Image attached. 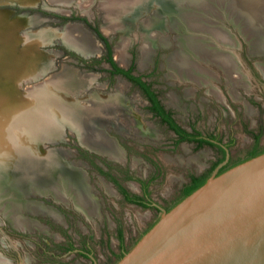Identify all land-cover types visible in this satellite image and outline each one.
I'll return each mask as SVG.
<instances>
[{"label": "rangeland", "instance_id": "1", "mask_svg": "<svg viewBox=\"0 0 264 264\" xmlns=\"http://www.w3.org/2000/svg\"><path fill=\"white\" fill-rule=\"evenodd\" d=\"M81 19L107 38L117 65H133L132 74L179 125L232 134L235 159L248 148V130H261L264 145V0H0V127L6 122L20 130L27 118L37 119L53 135L30 140L29 154L19 157L15 152L27 141L0 139L8 164L5 173L0 161V206L17 196L5 178L22 169L31 176L43 165L45 184L42 197H34L45 208L24 213L39 228L18 232L0 215V264H92L68 251L72 246L91 249L102 264L117 250L119 231L131 244L158 218L153 209L125 201L90 162L128 193L141 191L139 181L148 183L152 201L164 204L200 163L217 157L207 146H176L175 133L148 110L133 83L111 74L104 42ZM38 58L45 65L38 71H45L36 76L31 64ZM22 64L29 69L21 72ZM65 67L83 77V91L45 88L72 77L69 68L55 74ZM59 109L69 116H58ZM77 169L92 185L87 214L75 208L67 187L66 177Z\"/></svg>", "mask_w": 264, "mask_h": 264}, {"label": "water", "instance_id": "2", "mask_svg": "<svg viewBox=\"0 0 264 264\" xmlns=\"http://www.w3.org/2000/svg\"><path fill=\"white\" fill-rule=\"evenodd\" d=\"M217 168L114 264H264V152Z\"/></svg>", "mask_w": 264, "mask_h": 264}, {"label": "crops", "instance_id": "3", "mask_svg": "<svg viewBox=\"0 0 264 264\" xmlns=\"http://www.w3.org/2000/svg\"><path fill=\"white\" fill-rule=\"evenodd\" d=\"M122 10V9H120ZM43 59L38 58L36 61H34L31 65H32V69L31 72L34 74L38 69L40 68H45L44 62H42ZM28 63V62H27ZM42 63V64H41ZM49 67H52V63H49ZM23 65V64H22ZM48 66V65H47ZM122 67V66H121ZM21 72L24 70H28L29 68H25V65H23L21 67ZM67 68H69L68 70H70L71 73V78L67 79L66 81H64L62 84H59V86L52 88V87H45L47 90L52 91V92H61V93H65V95H67V93H69L70 91L75 92V91H83V88H85V85H83V83L81 84V82H83V77L79 76V74H77L74 71V67H65L62 70H60L59 72L55 73V74H59L61 72H63L64 70H66ZM123 68H128V67H124ZM41 70V69H40ZM38 71L39 74L42 73L41 71ZM110 72L111 74H116V73H112V68L110 67ZM29 71H27L28 73ZM39 74H37L36 76H39ZM73 74V75H72ZM54 75V74H53ZM45 86V85H44ZM54 87V86H53ZM46 98V96H45ZM47 99V98H46ZM60 110V109H59ZM58 112V116H62V117H68L69 113L68 110H60L57 111ZM63 112V113H62ZM70 116H75L78 117V113H70ZM27 122L24 124L25 126L22 128L20 125V130H15L13 128L12 125L14 124H10V128H9V124H7L6 122L4 127H0V139L3 140H17L19 141L20 139L27 141V147L26 149H23V152H18L20 151V149L18 150L17 147H9L10 151L14 150L17 151L15 152L16 156L19 157L22 154L28 155L29 154V149L28 148V143L30 140H39V139H45V138H50L52 137V132L50 130H48V125H46V123L44 122H40L37 119H35V121H30L28 118L26 119ZM40 123H42L40 125ZM80 123V122H79ZM45 125V126H44ZM16 125H14L15 127ZM40 126L41 129H38ZM24 146V145H23ZM12 154V153H11ZM1 156V155H0ZM0 161L4 166V171L5 173L7 172V166L8 164L6 163V159L4 160V158L0 157ZM23 168V166H22ZM43 168L44 166H40L37 174L35 175H29L28 171L24 169H22V171L15 173L14 177H10L9 179L5 178L4 182L8 183L5 184V188L8 190V192L11 191V193L15 195H17L16 197H14L13 201H9L7 202V207L4 209L3 206H0V215L7 219L9 221V223L11 224V226L18 232H29L31 231L33 228H39L41 225L40 221L36 218L33 217H29L28 214L24 213H29V215H36V213H38L39 208H45L43 202H40L38 199L34 198V197H42L41 195H43L45 192V184H44V172L43 170L41 171L40 169ZM21 170V169H20ZM3 172V170H2ZM10 174L13 173V171L9 172ZM71 178L70 177H65L69 178L66 179L67 181V187L70 188L72 194L75 196L73 197L74 200V204H75V208L79 209L80 211L84 212V214H87L89 211L88 208V204L93 205V200L94 197L92 195V185L89 182L88 176L86 171L84 170H73V174H71ZM74 177L76 178V180H74ZM13 178V179H12ZM79 178V179H77ZM77 184V185H76ZM31 194V195H30ZM3 195V194H2ZM79 195L84 197L85 200H89L87 203H80L77 202V198H79ZM33 197V199L28 198V197ZM8 199V198H7ZM10 207V208H9ZM8 210V211H6ZM40 213V212H39ZM59 218H61V215H58Z\"/></svg>", "mask_w": 264, "mask_h": 264}, {"label": "flooded vegetation", "instance_id": "4", "mask_svg": "<svg viewBox=\"0 0 264 264\" xmlns=\"http://www.w3.org/2000/svg\"><path fill=\"white\" fill-rule=\"evenodd\" d=\"M118 75L124 77L121 74H118ZM135 87L143 95L142 90L139 87H137V86H135ZM153 93L155 94L156 99L159 101V104L162 105V103L159 100V98L156 95V93L154 91H153ZM148 101H149V104L151 105L150 100H148ZM163 108L165 110V113L168 114V116L170 118L174 119L173 115L164 106H163ZM150 112L152 114H154L152 111H150ZM155 117L158 118V120H159V122L161 124H163L166 127H168V124L166 122H162L161 119L158 116H155ZM174 121H175V119H174ZM179 126L182 129H184V130H186L188 132H194V133L196 132V133L200 134L202 137L209 139V141L213 145L203 144L201 146H198L196 142H189V141H186V140H179V136L173 131L175 133V135H176V139H175L176 146L181 144V143H183V142L195 144V147H194L195 150H198V149H200L202 147L207 146V147L211 148L213 151H215V154H216L217 157L216 158L209 157V159H211V160H209V162H205L203 165H202V163H200V165H198V167L202 166L201 169L199 171L190 173L187 176V179L184 180L183 184L178 187L177 192L171 197L170 200H167V202L164 203V204H159V203H156V202L152 201V199L150 198L149 185H148V183H145L143 181H139L140 184H141V191L140 192L128 193L126 190L125 191L127 192L128 197H130V198H140L146 205L145 206H141V205H138V204H136L134 202H131V201L127 200L126 196L121 191V189H123V188L118 183L117 179H115L114 177H111V176H110L111 178H109V176H107L108 174L105 171H103V169H101L100 166L94 165L95 163L90 162L91 166L93 167L95 172H98L106 180H109V182H111V183H113L115 185V187L118 189V191L120 192V194L122 195V197H123V199L125 201H127V202H129V203H131L133 205H137V206L143 207V208L153 209V211L155 213H157L158 217H159V215L162 212V210H167L184 193L185 189L187 187L191 186L194 183L195 178L199 179V178L203 177L206 174L210 175V174H212V172L217 167H218L217 168V172H218V171H221V170L226 169L228 167H231L232 164L234 162L238 161V160H245V158L247 157L249 152L254 147H257L259 149H264V145L262 146V142H261L262 141L261 130H259V131L248 130L247 133L250 134L249 135V139L246 141L248 143V148L244 151L243 155H240L237 159H235L232 156V145L234 143V138H232V134L231 135H229V134L227 135L226 132H224V133H222V132H212V133H209V134L205 135V134H203L202 132H200L198 130H195V129L189 130V129L184 128L181 125H179ZM169 130H171V129H169ZM87 176L89 178L88 174H87ZM89 181H90V179H89ZM144 184L147 186L145 192L143 190V185ZM157 219L158 218L153 219L148 224H146L142 229H140L138 234L135 235V237H134V239H133L131 244L126 243V238L124 237L122 230H121V232L119 231L118 240H117V245H118L117 250L112 249V254L108 258L103 259V263L102 264H114ZM68 251L76 252L81 257L83 262L85 260H89L92 264H101L100 263L101 261L95 257V255H94V253H93V251L91 249H82V248H78V247L72 246V248H69Z\"/></svg>", "mask_w": 264, "mask_h": 264}, {"label": "trees", "instance_id": "5", "mask_svg": "<svg viewBox=\"0 0 264 264\" xmlns=\"http://www.w3.org/2000/svg\"><path fill=\"white\" fill-rule=\"evenodd\" d=\"M86 26H88L93 33L96 35V37L98 39H100L101 41L104 42L105 44V48H106V56H105V61L108 62L110 64V66L112 67V73H116V74H121L123 75L127 80H129L130 82H132L135 86L139 87L142 90L143 95L150 100L151 105L148 106V110L152 111L154 113L155 116H158L162 122H166L168 124V128L171 129L172 131H174L178 136H179V140H186L189 142H196L198 146H201L203 144H208V145H213L209 139L202 137L200 134L198 133H194V132H188L184 129H182L175 121L174 119L170 118L168 116V114L165 113V110L163 108V105L159 104V101L156 99L155 94L153 93V91L150 89L149 85L142 80L141 76H136L132 74L133 71V65L131 64L128 68H123L120 67L119 65H117V63L114 61L112 54H111V48L110 45L108 43L107 38L101 33V31L97 28V27H93L91 26L86 20L81 19ZM264 152V149H259L257 147H254L249 154L247 155V157L245 159H248L250 157H253L259 153ZM243 160H238L236 162H234L232 164L235 165L239 162H241ZM208 176V174L204 175L203 177ZM201 177V178H203ZM200 179V178H199ZM195 180H197L195 178ZM146 185H143V190L144 192L146 191ZM190 187V186H189ZM187 187L185 189V191L189 188ZM121 191L124 193V195L126 196V199L134 202L138 205L141 206H145L146 204L140 199V198H130L127 195V192L124 189H121ZM184 191V192H185Z\"/></svg>", "mask_w": 264, "mask_h": 264}, {"label": "bare ground", "instance_id": "6", "mask_svg": "<svg viewBox=\"0 0 264 264\" xmlns=\"http://www.w3.org/2000/svg\"><path fill=\"white\" fill-rule=\"evenodd\" d=\"M112 151H113V150H112ZM111 154H114V152H112ZM117 154H119V153H117ZM200 155H202V154H200ZM200 155H197L196 157L199 158ZM77 179H78V178H77ZM80 198H81V197H80Z\"/></svg>", "mask_w": 264, "mask_h": 264}]
</instances>
